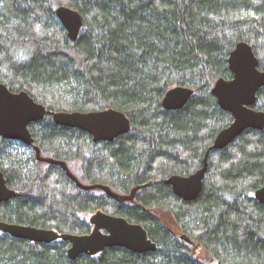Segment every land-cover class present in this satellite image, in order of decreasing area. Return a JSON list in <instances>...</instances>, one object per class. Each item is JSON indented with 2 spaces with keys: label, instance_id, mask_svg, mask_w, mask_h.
Masks as SVG:
<instances>
[{
  "label": "trees",
  "instance_id": "obj_1",
  "mask_svg": "<svg viewBox=\"0 0 264 264\" xmlns=\"http://www.w3.org/2000/svg\"><path fill=\"white\" fill-rule=\"evenodd\" d=\"M61 5L82 14L75 42L56 16ZM241 41L264 71V0H0V82L51 111L114 108L131 120L128 133L94 142L46 114L30 125L41 154L65 160L84 184L123 195L142 185L125 201L83 189L60 165L37 161L33 146L0 136V170L20 192L0 202V220L86 234L93 227L80 213L101 209L141 223L158 244L154 252L113 247L71 260L68 241L0 231V264H264V205L254 197L264 185V130L211 149L195 200L164 182L202 168L232 122L212 89L233 77L229 56ZM179 85L195 93L183 108L165 110L166 91ZM254 107L264 111V86Z\"/></svg>",
  "mask_w": 264,
  "mask_h": 264
},
{
  "label": "water",
  "instance_id": "obj_2",
  "mask_svg": "<svg viewBox=\"0 0 264 264\" xmlns=\"http://www.w3.org/2000/svg\"><path fill=\"white\" fill-rule=\"evenodd\" d=\"M55 13L70 40L75 42L84 25L82 14L65 5L57 7ZM258 66L259 61L252 46L245 41L239 42L229 56V67L233 77L217 79L212 89L219 106L229 112L233 120L216 135L201 169L190 175L174 174L164 180L172 187L176 196L185 201H193L200 195L208 170V155L211 149H223L229 146L248 129L264 130V111L254 107L257 93L264 86V71ZM194 93L195 90L190 87L180 85L171 87L162 99V106L165 110L181 109ZM46 114H51L53 121L60 126L79 128L88 132L94 142H109L131 130V120L125 112L114 108L51 111L43 103L37 102L27 91L14 92L0 82L1 137L19 140L33 146L37 161L60 165L83 189L100 188L120 201L134 199L135 193L142 185L135 187L129 195H123L114 192L107 185L84 184L71 172L65 160L44 157L39 146L35 144L30 125L41 121ZM18 195L20 192L7 185L5 175L0 170V202L16 198ZM254 197L264 205V185L255 190ZM89 223L93 227L90 233L77 234L0 220V231L38 243L68 241L70 243L68 257L71 260L81 255L94 256L113 247L126 248L136 253L158 250V244L149 237L147 229L141 223L131 222L122 215L110 214L99 209L90 217ZM181 239L192 246L197 243L186 233L181 235Z\"/></svg>",
  "mask_w": 264,
  "mask_h": 264
},
{
  "label": "rangeland",
  "instance_id": "obj_3",
  "mask_svg": "<svg viewBox=\"0 0 264 264\" xmlns=\"http://www.w3.org/2000/svg\"><path fill=\"white\" fill-rule=\"evenodd\" d=\"M93 213H95V212H83V213H80V214H81L82 217H85L89 221V219L93 215ZM205 252L206 251L204 249H199L198 254H199V256L203 257Z\"/></svg>",
  "mask_w": 264,
  "mask_h": 264
},
{
  "label": "flooded vegetation",
  "instance_id": "obj_4",
  "mask_svg": "<svg viewBox=\"0 0 264 264\" xmlns=\"http://www.w3.org/2000/svg\"><path fill=\"white\" fill-rule=\"evenodd\" d=\"M227 126H228V125H227ZM224 128H225V127H224ZM220 131H221V130H220ZM220 131H219V132H220ZM219 132H218V133H219ZM218 133H217V134H218ZM215 137H216V136H215ZM208 151H209V150H208ZM208 151H207V152H208ZM210 151H211V150H210ZM209 153H210V152H209ZM206 154H207V153H206ZM208 156H209V155H208ZM205 157H206V156H205ZM204 163H205V159H204ZM200 169H201V168H200ZM197 171H198V170H197ZM197 171H196V172H197ZM194 173H195V172H194Z\"/></svg>",
  "mask_w": 264,
  "mask_h": 264
},
{
  "label": "bare ground",
  "instance_id": "obj_5",
  "mask_svg": "<svg viewBox=\"0 0 264 264\" xmlns=\"http://www.w3.org/2000/svg\"><path fill=\"white\" fill-rule=\"evenodd\" d=\"M213 145V144H212Z\"/></svg>",
  "mask_w": 264,
  "mask_h": 264
}]
</instances>
